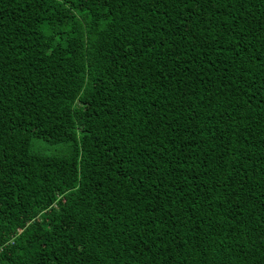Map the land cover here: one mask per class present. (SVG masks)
<instances>
[{
  "label": "trees",
  "instance_id": "1",
  "mask_svg": "<svg viewBox=\"0 0 264 264\" xmlns=\"http://www.w3.org/2000/svg\"><path fill=\"white\" fill-rule=\"evenodd\" d=\"M0 264H264V0H0Z\"/></svg>",
  "mask_w": 264,
  "mask_h": 264
},
{
  "label": "rangeland",
  "instance_id": "2",
  "mask_svg": "<svg viewBox=\"0 0 264 264\" xmlns=\"http://www.w3.org/2000/svg\"><path fill=\"white\" fill-rule=\"evenodd\" d=\"M58 151H59L58 145H53V146L49 147L47 150V152L51 153V154H56Z\"/></svg>",
  "mask_w": 264,
  "mask_h": 264
}]
</instances>
